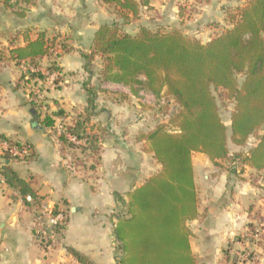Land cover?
<instances>
[{
    "label": "crops",
    "instance_id": "crops-1",
    "mask_svg": "<svg viewBox=\"0 0 264 264\" xmlns=\"http://www.w3.org/2000/svg\"><path fill=\"white\" fill-rule=\"evenodd\" d=\"M133 1L135 15L102 0H10L7 7L0 2V135L31 148L25 159L0 155V163L28 181L41 198L38 205H26L16 188L6 180L0 183V264H84L73 252L90 264H118L114 227L124 213L123 201L160 168L143 141L136 140L138 133L154 126L144 117L149 107L139 102L148 105L156 98L145 91L134 96L127 86L102 81L103 59L99 55L87 63L85 56L91 52L98 28L115 22L121 32L135 34L142 26L169 31L182 23L196 28V39H201L211 27L229 24L227 11L249 0ZM183 1V5L195 3L193 15L180 16ZM41 32L54 43L69 47L68 51L61 48L55 60L63 76L60 81L52 82L45 75L49 56L32 63L43 77L29 82L21 78L20 67L29 60L17 62L11 57V49L25 46ZM84 86L96 90L90 125L101 130L99 161L93 169L88 151L81 153L60 141L56 128L61 118L54 115L63 110V120L70 122L86 106ZM30 87L44 99L53 127L42 126L30 112ZM239 148L233 151H241ZM191 162L197 214L186 227L194 264H249L237 261L235 254L243 248L258 253L256 264H264V227L258 242L242 239L248 229L260 225L264 214V172L229 158L214 163L200 152L191 154ZM257 175H262V180ZM42 205L61 208L65 214L64 227L47 248L35 236Z\"/></svg>",
    "mask_w": 264,
    "mask_h": 264
},
{
    "label": "trees",
    "instance_id": "trees-1",
    "mask_svg": "<svg viewBox=\"0 0 264 264\" xmlns=\"http://www.w3.org/2000/svg\"><path fill=\"white\" fill-rule=\"evenodd\" d=\"M102 1L137 14L133 0ZM0 2L11 6L10 0ZM179 14H183L181 9ZM231 18V26L206 42L189 38L178 29L161 31L142 26L137 33L129 34L121 32L115 22L101 25L93 37L91 52L85 59L87 63L94 55L103 59L102 81L127 86L134 96L140 91L149 92L157 99L170 96L176 107L165 122L136 136L160 168L123 201L124 213L114 227L118 264H194L186 227V222L197 214L193 152L207 155L214 163L229 158L264 172V0L247 1ZM53 43L54 40L41 32L25 46L11 49V57L17 62L35 63L36 59L50 55ZM61 46L64 51L69 50L67 44L61 43ZM48 68L57 72L56 81L62 79L55 60ZM237 74L244 75L240 84ZM42 77L39 73L21 76L25 82ZM84 89L86 106L70 122L63 120V110L54 115L61 118L62 131L57 134L60 141L81 153L88 151L93 169L99 161L101 130L90 125L96 90L92 86ZM217 89L224 90L226 97L234 102L229 138L214 95ZM38 101L30 93V112L42 126L53 127V117L40 110ZM40 113H43L42 119ZM169 126L176 129L170 130ZM258 130L261 133L253 147L234 151L228 157L229 142L242 147ZM67 135L84 144H74ZM0 137L19 144L4 135ZM2 170L6 183L19 191L24 204H39L41 198L28 181L20 178L9 165L3 164ZM27 196L30 201L26 200ZM73 253L80 262L90 264Z\"/></svg>",
    "mask_w": 264,
    "mask_h": 264
},
{
    "label": "built area",
    "instance_id": "built-area-1",
    "mask_svg": "<svg viewBox=\"0 0 264 264\" xmlns=\"http://www.w3.org/2000/svg\"><path fill=\"white\" fill-rule=\"evenodd\" d=\"M61 48H62L61 44H58V43L57 44L53 43L51 45L49 49V54H50L49 56L51 57V61L56 60L58 52L60 51ZM20 64H21L20 67L22 70V74L40 73V68L36 66L35 64H32V63L31 64L27 63L24 65L22 63ZM45 75H47L52 82H54L55 79L57 78V72L54 70L53 71L48 70L47 72H45ZM31 92L32 91L29 92V97H30ZM32 94L37 96V99L39 100L38 102H40V110L42 112H46V106L41 101L42 96L39 94V92L36 91L35 93H32ZM156 100L159 103H163L165 98L164 97H161L160 99L156 98ZM61 131H62V127L61 125H59L56 128V132L60 133ZM67 136H68V139L76 145L84 144V141L79 140L72 135H67ZM30 154H31V148L28 144L26 143L12 144L7 139L0 137V155L1 156H7L10 159H25ZM0 183L1 184L5 183V177H4L3 170H2V163H0ZM26 200L30 201V197L27 196ZM37 221L40 226L36 230V234H35L36 239L42 246L47 248L52 244V242L56 240V235L58 231L60 230V226L65 223V214L61 208L42 205L39 215L37 217ZM263 227H264V214L262 215V220H261L260 225H258V227L255 229H252V230L248 229L245 232V234L242 236V239H244L245 241L251 240L254 243L258 242L261 239V232H262ZM263 250H264V247H263ZM244 258L246 259H243V260H246L249 264L257 263V262H254L253 257H250V254H249V257L245 256Z\"/></svg>",
    "mask_w": 264,
    "mask_h": 264
},
{
    "label": "rangeland",
    "instance_id": "rangeland-1",
    "mask_svg": "<svg viewBox=\"0 0 264 264\" xmlns=\"http://www.w3.org/2000/svg\"><path fill=\"white\" fill-rule=\"evenodd\" d=\"M184 2L185 1H183L182 5H180L181 11L183 13L182 16H186V15H190V14L193 15V13H195V11L197 10V7L193 6V5H195V3L192 1L190 4H187L189 7H191V8H188L187 5H183ZM190 11H191V13H189ZM227 13H228L227 14L228 20L230 21L229 24L227 22H225L224 24H221V25L218 24L217 26H214L215 29H214V27H211L210 28L211 31L209 33L206 32L205 34H201L202 36H200V34H199L201 39H198V40L199 41L203 40V39L205 40L206 38L211 39V38L219 35L221 32H223L229 26H231V24H232L231 16L237 14V9H234V10L230 9L227 11ZM172 27L178 28V30H180L183 33V35H185L189 38H192V39L197 38L196 37L197 34L195 33L196 28L191 27V25H184L182 23H179V25H177V26L175 25ZM197 30H199V29H197ZM243 77H244L243 74H237L236 75V79H237L238 84H240L242 82ZM32 89H33V87H30V88H28V91H31ZM31 93H33V91ZM214 95L216 97L217 104L219 107L220 117L226 126V132H227V135L229 138V136H230V116H231V113L234 109V102L231 99L226 97V93L222 89L215 90ZM42 101H44V99ZM139 103L142 107H145V108L149 107V108H147L148 110L145 109L146 114H144V117L146 119L148 118L147 120L153 121L154 126L156 124L161 123V122H165L168 119V117L170 116V114L176 108L175 104H174V102L170 96L165 97V100L163 101V103H159V102H157V100H155L154 103H152V100H151V103L150 104L148 103V105L146 103L141 102V101ZM168 128L170 130L176 129L174 126H169ZM260 133H261V130H258L254 135H251L249 137V140L247 141V143L243 146V149H242V147H240L238 150L243 151L246 148L248 149V148L252 147V145L255 144V142L257 141V137ZM228 146H229V149L232 150L231 152H234L233 148H238V147L232 146V144L230 142H229ZM257 178L259 180H262V175H257ZM263 209H264V207H263ZM237 253L235 255L237 256V259H238L237 261H239V262H242V261L247 262L246 260H243V259H246V258H244L245 256L249 257V254H250V257H253L254 262H257V257L259 256L258 253H256L252 249L250 250V248H243L241 251H239ZM262 253L264 254V250Z\"/></svg>",
    "mask_w": 264,
    "mask_h": 264
},
{
    "label": "water",
    "instance_id": "water-1",
    "mask_svg": "<svg viewBox=\"0 0 264 264\" xmlns=\"http://www.w3.org/2000/svg\"><path fill=\"white\" fill-rule=\"evenodd\" d=\"M34 126H37L38 128L42 129V127L41 126H38L36 123L34 124Z\"/></svg>",
    "mask_w": 264,
    "mask_h": 264
}]
</instances>
